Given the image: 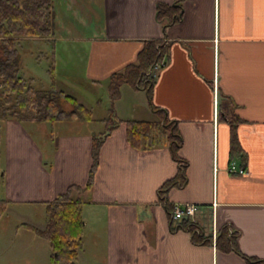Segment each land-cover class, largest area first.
<instances>
[{
    "label": "crops",
    "instance_id": "crops-1",
    "mask_svg": "<svg viewBox=\"0 0 264 264\" xmlns=\"http://www.w3.org/2000/svg\"><path fill=\"white\" fill-rule=\"evenodd\" d=\"M61 2L70 24L57 16L54 2V33L72 40L81 32L90 44L58 50L54 35V63L82 60L88 79L104 82L108 96L110 75L136 60L144 40L160 39L168 47L153 68L151 98L145 89L122 84L115 100L109 96L108 109L121 119L123 102L128 112L141 109L149 116H156L153 106L164 109L177 124L181 161L168 147L131 146L121 124L103 141L92 187L85 190L92 136L105 127H60L49 134L51 146L43 153L21 122L2 121L0 182L2 198L10 200L7 212L11 206L24 224L43 229L44 222L38 227L14 208L41 207L45 213L46 202L72 187L70 196L82 202L78 264H249L216 246L223 229L234 235L239 252L264 260V0ZM160 3L178 9L171 21L157 18ZM56 87L62 89L57 79ZM231 116L242 158L231 155ZM231 162L246 174L229 173ZM179 172L184 184L161 192ZM175 202L193 204V216L173 219Z\"/></svg>",
    "mask_w": 264,
    "mask_h": 264
},
{
    "label": "trees",
    "instance_id": "trees-1",
    "mask_svg": "<svg viewBox=\"0 0 264 264\" xmlns=\"http://www.w3.org/2000/svg\"><path fill=\"white\" fill-rule=\"evenodd\" d=\"M177 8L167 4H158L157 18L171 21ZM55 10L54 0H0V122L16 120L19 122H49L54 124L65 119L90 121L92 112L77 98L56 87L55 69L51 64L50 85L46 88H36L19 74L21 58L17 44L23 38L47 39L53 42ZM168 48V47H167ZM160 39L144 40L137 53L136 60L127 64L122 71L114 72L109 77L108 91L112 100L120 93V86L127 84L134 89H145L149 99L155 83L153 68L163 61L167 52ZM64 103L72 108L65 110ZM159 113L158 120L121 119L112 108L104 117L98 119L105 131L92 136V164L89 169L85 190L92 187L93 175L98 163L99 149L109 133L125 125L129 144L138 149H153L168 147L173 159L181 161L178 151L181 137L177 132V124L171 121L164 109L153 106ZM231 155L242 158L237 136L234 131L237 119L231 116ZM182 168V167H181ZM184 168H182V171ZM0 163V181L2 179ZM184 174L179 172L161 186L164 194L172 187L184 184ZM69 187L64 193L46 202L44 213V228L38 229L28 224L24 226L36 236L46 239L51 249L50 264H78V252L83 244V219L81 204L78 199H72ZM165 200V197L163 198ZM10 200L0 198V218L5 214ZM168 204V203H167ZM172 207V206H171ZM200 236L197 232L193 237ZM216 246L222 251H234L246 258L249 264H264V260L247 257L238 251L234 244V235H228L223 229L216 238Z\"/></svg>",
    "mask_w": 264,
    "mask_h": 264
},
{
    "label": "rangeland",
    "instance_id": "rangeland-1",
    "mask_svg": "<svg viewBox=\"0 0 264 264\" xmlns=\"http://www.w3.org/2000/svg\"><path fill=\"white\" fill-rule=\"evenodd\" d=\"M57 10V16H61L65 23L70 24L62 16L61 12L64 10V5L61 0H54ZM54 7V8H55ZM75 36L72 40L67 39L64 32L59 31L54 33L59 50L67 45H88V40L82 38L81 32H74ZM18 51L21 58V68L19 74L27 79L30 84L36 88H46L50 85L51 64L53 63L55 69V77L60 83V87L68 94L76 95L92 110V117L94 120L85 122H70L68 119L55 123L49 122H31L24 121L22 127L24 133L30 136L43 153L48 152L49 134L54 132L58 134L60 127H70L72 130L74 126L82 127L86 131L98 132L103 129L104 125L98 122V119L106 115V110L110 107V100L105 88V83H97L93 85L86 74L85 65L82 60H72L70 64L54 63V44L51 40L39 38H23L17 44ZM69 55V54H68ZM81 56L82 54H77ZM59 58V52H58ZM143 94V93H142ZM98 99L99 102H97ZM97 102V103H96ZM126 104L123 102L122 112L118 115L124 119L129 118H144L148 120L160 119L159 113L155 112L156 116H149L147 112H128ZM65 110H70L72 107L68 103H64ZM53 126V127H52ZM1 127V126H0ZM4 137V138H3ZM5 139L0 128V162L4 160L3 144ZM5 197L4 185L0 182V198ZM9 206V205H8ZM8 209V207H7ZM0 218V264H49V255L51 250L49 242L46 239L37 237L31 230L24 226L27 221L20 218L19 215L12 212V207ZM17 212L26 213L30 217L32 224L40 227L44 222V212L41 207H25L19 206L14 208ZM32 226V225H31ZM34 227V226H33Z\"/></svg>",
    "mask_w": 264,
    "mask_h": 264
},
{
    "label": "built area",
    "instance_id": "built-area-1",
    "mask_svg": "<svg viewBox=\"0 0 264 264\" xmlns=\"http://www.w3.org/2000/svg\"><path fill=\"white\" fill-rule=\"evenodd\" d=\"M227 171L231 174L243 175L246 174V170L236 165L235 162H231L227 168ZM194 214V205L191 203H172L171 215L173 219H180L182 217H192Z\"/></svg>",
    "mask_w": 264,
    "mask_h": 264
}]
</instances>
